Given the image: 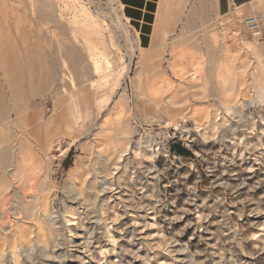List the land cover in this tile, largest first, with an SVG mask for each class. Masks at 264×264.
Here are the masks:
<instances>
[{"label": "rangeland", "instance_id": "rangeland-1", "mask_svg": "<svg viewBox=\"0 0 264 264\" xmlns=\"http://www.w3.org/2000/svg\"><path fill=\"white\" fill-rule=\"evenodd\" d=\"M159 6L144 48L117 0H0V185L42 204L0 264H264V18Z\"/></svg>", "mask_w": 264, "mask_h": 264}, {"label": "crops", "instance_id": "crops-1", "mask_svg": "<svg viewBox=\"0 0 264 264\" xmlns=\"http://www.w3.org/2000/svg\"><path fill=\"white\" fill-rule=\"evenodd\" d=\"M120 4L123 16L129 21L131 27L136 31L141 47H148L151 41L155 20L158 18L159 8L161 4L166 3H183V4H198L206 18L207 22L211 23L215 19L214 16L227 15L233 8L249 7L254 14H258L264 18V0H117ZM211 7V9H210ZM177 12V11H176ZM176 12L165 14V19H176ZM195 13V11H194ZM198 13V11H196ZM195 13V14H196ZM210 13V14H209ZM162 14V12H161ZM211 16V17H210ZM160 18H163L161 16ZM259 21L257 18H253ZM260 23V22H259ZM208 24V23H207ZM166 30L162 32L165 34Z\"/></svg>", "mask_w": 264, "mask_h": 264}, {"label": "bare ground", "instance_id": "bare-ground-1", "mask_svg": "<svg viewBox=\"0 0 264 264\" xmlns=\"http://www.w3.org/2000/svg\"><path fill=\"white\" fill-rule=\"evenodd\" d=\"M235 10L236 9L233 8L230 12L234 14V13H236ZM249 23L252 26L251 27V30L253 31V35H255L256 37H259L260 34H261V31H260V25H259L258 21L255 20V19H252V20H250ZM216 26L217 25L215 23V27ZM220 39H221L222 42L223 41L225 42L224 36H221ZM131 70H132V65L130 64V66L127 69V75L128 76H129ZM19 72H20V75H21L22 74L21 70ZM49 82L43 81V80L39 82V84L37 85L38 95L42 94V92L45 90L46 86H48ZM19 86L20 85L18 84V81L15 82L14 85H13V91H12V96L17 101H19V99L21 97V90H20ZM59 88H60L59 91H61V92L64 93V91H62V88L61 87H59ZM5 99H6V96L4 95V93H2L0 91V118L4 117V114H5L3 112V107L5 105ZM25 108H26L25 105L24 106L22 105L20 107V110L17 111V114L22 113L21 111H23V109H25ZM36 116H37V118L35 120L38 122V126L40 127V126L44 125V115H43V112H40L39 114H35V117ZM22 120H23V117H22ZM123 132H124V127L121 124L119 126V131L116 134V140L117 141L123 140V138H122ZM2 140H3V143H5V145H6L5 147L6 148L3 149V151L0 153V161H1L2 165L5 168H7V167L10 166L11 161L13 160V158L15 156L14 155V147H13V145H14L13 142L14 141H11V138L10 137H3ZM104 168H102V169L103 170H106ZM4 178H5L4 179V183H5L4 188H2L1 185H0V200H1L0 201V209H3L4 210V208L8 204L9 197H11V199H12L11 202L13 203L11 209L14 210L13 212L15 214H18V211H24V213H25V219L33 220L36 223H38L37 211L39 209H41V207H42V204L40 203L39 197H26V194H23L20 190L13 191L12 192V195L8 194L9 190L16 183L14 181L15 176H14V174H9V176H5ZM44 190H45V188H44ZM17 209H19V210H17ZM0 218H2V217H0ZM39 230H41V228H39ZM10 232H11V235L13 237V235L15 234V231H10ZM4 237L5 238H8L9 237L8 233H6L4 235Z\"/></svg>", "mask_w": 264, "mask_h": 264}]
</instances>
